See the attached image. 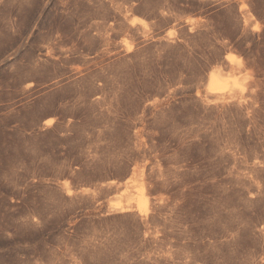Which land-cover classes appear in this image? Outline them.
Here are the masks:
<instances>
[{"label": "rangeland", "instance_id": "obj_1", "mask_svg": "<svg viewBox=\"0 0 264 264\" xmlns=\"http://www.w3.org/2000/svg\"><path fill=\"white\" fill-rule=\"evenodd\" d=\"M0 264H264V0H0Z\"/></svg>", "mask_w": 264, "mask_h": 264}, {"label": "bare ground", "instance_id": "obj_2", "mask_svg": "<svg viewBox=\"0 0 264 264\" xmlns=\"http://www.w3.org/2000/svg\"><path fill=\"white\" fill-rule=\"evenodd\" d=\"M227 58L231 62L238 63L239 66L241 65V62H239L235 54L230 53L227 55ZM208 85H209L210 93L213 95V97H216V99L224 98L229 92L228 84L225 82L224 79H222L221 72L218 70H213L210 73Z\"/></svg>", "mask_w": 264, "mask_h": 264}]
</instances>
